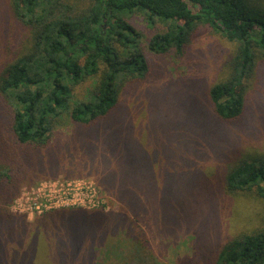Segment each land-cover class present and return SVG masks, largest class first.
Masks as SVG:
<instances>
[{"label":"rangeland","instance_id":"obj_1","mask_svg":"<svg viewBox=\"0 0 264 264\" xmlns=\"http://www.w3.org/2000/svg\"><path fill=\"white\" fill-rule=\"evenodd\" d=\"M11 12L12 0H0V70L28 35ZM133 23L147 74L123 84L103 127L81 131L63 117L49 144L30 150L38 163L24 165L18 196L2 206L14 215L0 219V264H212L227 240L261 223L264 205L224 187L239 159L264 155V59L248 78L243 114L224 122L209 89L231 72L234 44L203 25L183 54L161 55L148 48L159 25L142 13ZM64 192L80 195L77 204ZM71 206L94 210L42 216Z\"/></svg>","mask_w":264,"mask_h":264},{"label":"trees","instance_id":"obj_2","mask_svg":"<svg viewBox=\"0 0 264 264\" xmlns=\"http://www.w3.org/2000/svg\"><path fill=\"white\" fill-rule=\"evenodd\" d=\"M11 13L28 35L19 33L23 49L0 70V219L14 215L2 206L18 196V181L28 175L24 165L38 163L30 150L49 144L56 123L68 117L81 131L103 127L119 105L123 84L147 74L136 14H144L153 29L159 25L148 44L157 54H183L203 25L234 44L231 72L209 89L224 122L243 114L248 78L264 59L263 0H12ZM89 80L94 87L82 96L78 87ZM224 193L264 205V155L231 166ZM110 196L127 210L123 196ZM77 209L94 210L71 206L42 216ZM212 264H264V216L219 247Z\"/></svg>","mask_w":264,"mask_h":264},{"label":"built area","instance_id":"obj_3","mask_svg":"<svg viewBox=\"0 0 264 264\" xmlns=\"http://www.w3.org/2000/svg\"><path fill=\"white\" fill-rule=\"evenodd\" d=\"M40 189H38L39 191ZM65 195H68L70 198L68 199V201H72L73 203L72 204H77L78 202V197H80V195H77V194H74V193H71V192H64ZM54 199L51 198V201H53ZM67 202V201H66ZM69 204V203H67ZM37 208H40L39 206Z\"/></svg>","mask_w":264,"mask_h":264}]
</instances>
